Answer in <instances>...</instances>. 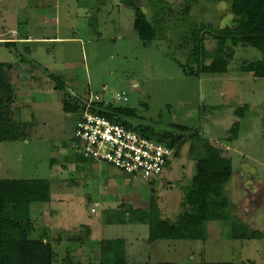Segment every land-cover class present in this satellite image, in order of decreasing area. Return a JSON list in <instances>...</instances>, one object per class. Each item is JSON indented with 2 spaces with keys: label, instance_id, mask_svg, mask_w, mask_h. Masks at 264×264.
<instances>
[{
  "label": "rangeland",
  "instance_id": "rangeland-1",
  "mask_svg": "<svg viewBox=\"0 0 264 264\" xmlns=\"http://www.w3.org/2000/svg\"><path fill=\"white\" fill-rule=\"evenodd\" d=\"M128 1H51L56 4L55 21L47 17L53 7L47 0H0V37L27 39L17 45L25 60L16 64L11 75L8 66L19 59L14 48L0 42L4 66L0 72L10 76L18 95L10 116L23 123L19 130L24 137L0 142V178L50 184L51 203L44 205L36 235L42 233L43 225L49 229L58 253L56 264H64L68 246L85 264L91 258L98 264H115V257L124 261L116 264H264V79L237 71L243 61L260 59V52L238 47L227 74L187 75L184 69L191 45L180 42L183 35L194 19L219 29L229 18L226 7L200 0L187 16V0H167L172 12L164 22L160 19L158 40L144 44L134 30L135 9L125 4ZM145 1L150 8L154 2L167 12L166 1L164 6L159 0H137V4ZM148 5L141 9L151 16ZM206 47L213 49L215 41L208 37ZM51 75L65 86L63 91L55 89L57 81ZM66 93L71 95L66 97L70 105L97 97L99 103L128 109L134 127L147 125L156 131L184 127L188 133L173 131L212 139L223 156L233 159V214L261 237L233 240L232 222L210 221L205 242H151L148 224H119L116 213L109 212L122 205L124 212L130 205L148 209V186L131 181L106 163L76 160L72 144L79 114L65 112ZM192 143L182 146L180 156L173 158L153 185L162 219L174 220L182 212V188L195 174ZM242 183L251 188L245 201L241 200ZM80 236L84 245L75 241L73 246L66 245ZM58 238L60 244H56Z\"/></svg>",
  "mask_w": 264,
  "mask_h": 264
},
{
  "label": "trees",
  "instance_id": "trees-1",
  "mask_svg": "<svg viewBox=\"0 0 264 264\" xmlns=\"http://www.w3.org/2000/svg\"><path fill=\"white\" fill-rule=\"evenodd\" d=\"M149 1V0H148ZM159 4L164 6L167 2L168 8L165 13L164 7L159 8L157 3L152 6L147 4L138 5L137 0H129L126 5L135 9L134 30L144 44H149L158 40L160 19L165 21V17L172 12L167 0H159ZM200 0H187L185 4V15L189 16L191 7ZM214 5L216 2L222 3L226 7L225 16L229 17L225 25L214 28L203 22L189 26V31L183 35L180 42L190 43V53L186 54L189 60L185 73L187 75H224L229 71V66L235 58L238 47L255 49L261 54V58L254 61H243L238 68V72L251 74L254 78L264 79V0H208ZM150 2V1H149ZM148 5L146 9L152 11L151 16L144 13L141 7ZM203 11V12H202ZM201 13H205L204 9ZM189 18V17H188ZM186 21V19L184 18ZM161 26V25H160ZM161 29V28H160ZM208 37L215 41L213 49H207L206 40ZM6 46H13L15 42H5ZM181 47V46H180ZM21 62L25 60L20 56ZM0 64V70H3ZM183 67V66H182ZM11 70L13 65L8 66ZM55 89L63 91L65 86L55 78ZM16 85V84H15ZM15 85L12 84L10 76L0 72V109H4L2 123L0 126V142H15L24 138L19 130L23 125L19 119L10 116L11 107L16 103L18 95ZM69 93L64 94V110L66 113H78V120L74 131L73 148L76 143L75 133L78 124L82 121L84 113L89 110L92 113L101 115L111 122L126 126L144 136L152 138L169 147L175 148V158L180 156L182 146L189 140L192 153L196 159L195 174L190 184L183 187V200L181 203L182 212L174 219H162L156 203V191L153 185L160 178L157 177L145 182L149 189L148 209H141L134 206H127L126 211L119 208L111 210L109 213H116L115 218L119 224L143 223L149 226V240H198L207 241V225L210 221H230L233 223L231 238L233 240H256L261 237L257 230L249 228L232 216L230 201L226 196L225 185L233 177V159L231 155L223 156L222 151L216 146L212 139L199 137L196 134L184 135L175 134L174 131L188 133L184 127L173 128V130L156 131L150 126L134 127L129 119H132V111L119 109L111 104L99 103L98 98H89L79 104H69L67 102ZM88 101V102H87ZM88 108V109H87ZM242 111L236 110L235 113ZM26 126V125H24ZM28 126V125H27ZM264 127V120H263ZM229 141L232 142L228 138ZM217 144V143H216ZM76 160L83 163L85 158L76 152ZM89 160V159H87ZM91 160V159H90ZM172 163V162H171ZM170 166V165H169ZM119 171V170H117ZM120 173L125 174L123 171ZM129 176V175H127ZM131 181L132 178L130 177ZM143 183V185H144ZM51 203L50 184L47 180H25L0 178V264H56L58 253L54 248V240L49 235V229L43 225L42 233L36 235L37 222L44 218V205ZM39 205V206H34ZM108 213V214H109ZM128 216L127 218H125ZM175 221V222H174ZM59 242L61 241L58 238ZM53 241V242H52ZM84 245L83 237L69 239L71 242ZM68 242V241H67ZM114 243V242H113ZM116 245L115 247H117ZM105 256V255H104ZM116 253L112 257L114 258ZM74 248L68 246L64 264H85L77 258ZM117 257L114 263H123ZM86 264H98L92 258ZM174 264V263H166ZM200 264H233L231 262H201Z\"/></svg>",
  "mask_w": 264,
  "mask_h": 264
},
{
  "label": "built area",
  "instance_id": "built-area-1",
  "mask_svg": "<svg viewBox=\"0 0 264 264\" xmlns=\"http://www.w3.org/2000/svg\"><path fill=\"white\" fill-rule=\"evenodd\" d=\"M76 152L121 170L133 180L148 182L163 174L175 148L87 110L75 133Z\"/></svg>",
  "mask_w": 264,
  "mask_h": 264
},
{
  "label": "crops",
  "instance_id": "crops-1",
  "mask_svg": "<svg viewBox=\"0 0 264 264\" xmlns=\"http://www.w3.org/2000/svg\"><path fill=\"white\" fill-rule=\"evenodd\" d=\"M49 3H50V5H52L53 7H51L52 9H50V10H48L47 11V13L49 14V16H47V17H49V18H52V19H55V21H56V18H57V12H56V4L54 3H52L51 1H56V0H47ZM50 5H48V6H50ZM40 13H42V11H40ZM53 16H54V18H53ZM93 20H95V19H93ZM55 25H56V23H55ZM53 29H54V27H53ZM0 38H2V39H0V42H1V44H4L5 42H15V45H13L12 47H9V46H7V47H9V48H11V49H13L12 50V52L14 53V57H15V59H19L18 61H15V63H11V65H13V69L11 70V72H13L14 73V70L16 71L17 70V65L16 64H19V61H21L20 60V53H19V51L17 50V45L18 44H21L20 43V40L22 41V40H27L26 38H20L19 36H17L16 38H12V37H7V38H3V37H0ZM17 40V41H16ZM43 40H49V39H43ZM5 45V44H4ZM6 46V45H5ZM228 148H231L230 146H228V147H226V150H228L229 151V149ZM232 151V150H231ZM229 153V152H228ZM76 158V157H75ZM234 177H236V171H235V173H234V175H233V177L231 178V180L228 182V184H226L225 185V192H226V196H227V198L229 199V201H230V209H231V213H232V216H234L239 222H241V223H243V224H245V225H247L249 228H252V226L251 225H248V224H246L244 221H242V220H240V218H238L236 215H234L233 214V210H232V207H233V203H232V198H231V196L232 197H234V196H236V192H234L233 191V193H231V191H232V188H231V183L233 182V180H234ZM243 175H242V180H243ZM143 182V181H142ZM252 182H253V180H252ZM251 188H250V186L249 185H247V187L245 186V185H243V183H242V187H241V189H240V191L242 192V201H245V197H246V194L248 193V191L250 190ZM227 192H228V194H229V196L227 195ZM242 204H243V202H242ZM244 205V207H245V205H246V203H244L243 204ZM250 207V206H249ZM254 210L253 209H250L249 210V213L250 212H253ZM254 213V212H253ZM255 214V213H254ZM252 229H254V228H252ZM51 240H53V239H51ZM53 242V241H52ZM54 242H55V240H54ZM56 244H60V243H56ZM69 244V242H67L66 241V245H68ZM62 245V244H61ZM60 245V246H61ZM55 248V247H54ZM56 250V249H55Z\"/></svg>",
  "mask_w": 264,
  "mask_h": 264
}]
</instances>
